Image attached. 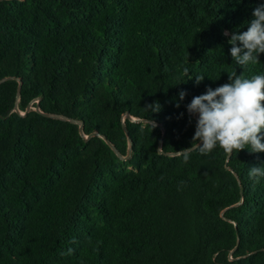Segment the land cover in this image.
<instances>
[{"label": "trees", "instance_id": "trees-1", "mask_svg": "<svg viewBox=\"0 0 264 264\" xmlns=\"http://www.w3.org/2000/svg\"><path fill=\"white\" fill-rule=\"evenodd\" d=\"M260 4L0 0V264H264V152L181 153Z\"/></svg>", "mask_w": 264, "mask_h": 264}, {"label": "clouds", "instance_id": "clouds-1", "mask_svg": "<svg viewBox=\"0 0 264 264\" xmlns=\"http://www.w3.org/2000/svg\"><path fill=\"white\" fill-rule=\"evenodd\" d=\"M252 16L247 31L233 32L228 40L230 54L242 69L259 63L258 57L264 53V4L257 6ZM204 78L196 76V84L199 85ZM228 79L229 83L216 89L207 88L204 94L193 97L186 106L190 115L197 116L192 146L195 144L201 155H208L217 147L228 156L234 150L239 152L246 148L251 153L264 152V143H261L264 140L261 135L264 132V74L246 78L233 71ZM186 95L181 91L180 100L183 101ZM179 106L177 103L176 107ZM159 107L157 102L146 110L159 111ZM187 150H184L185 162L188 160ZM248 177L259 183L264 177V166L249 168Z\"/></svg>", "mask_w": 264, "mask_h": 264}, {"label": "water", "instance_id": "water-1", "mask_svg": "<svg viewBox=\"0 0 264 264\" xmlns=\"http://www.w3.org/2000/svg\"><path fill=\"white\" fill-rule=\"evenodd\" d=\"M10 77H8V78H6V79H9ZM6 79H4V80H6ZM19 86H20V82H19ZM20 88V87H19ZM29 109V108H28ZM28 109H27V111H28ZM35 109H37V108H35ZM45 116H50L49 114H44ZM124 131H125V133L127 134V129L124 127ZM81 133H82V131H81ZM96 134L94 133V134H92V135H90V136H95ZM90 136H88V137H86V138H89ZM104 139V138H103ZM130 143V142H129ZM107 144L112 148V149H114V147H113V145L110 143V142H108L107 141ZM162 144V140L160 141V143H159V145H161ZM196 148V146H194V147H192V148H190V149H188L187 150V152H189V151H191V150H193V149H195ZM130 151H128V154H127V156H126V158H124L125 160L130 156ZM181 153H185V151H182Z\"/></svg>", "mask_w": 264, "mask_h": 264}]
</instances>
